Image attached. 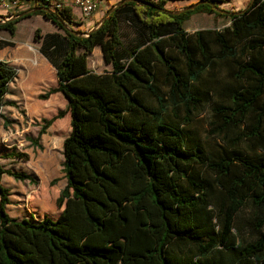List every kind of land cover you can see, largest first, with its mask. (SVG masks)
<instances>
[{
    "label": "trees",
    "instance_id": "obj_1",
    "mask_svg": "<svg viewBox=\"0 0 264 264\" xmlns=\"http://www.w3.org/2000/svg\"><path fill=\"white\" fill-rule=\"evenodd\" d=\"M167 1L176 0L125 1L87 36L73 28L69 9L31 13L60 29L41 38L36 29L34 39H41L39 51L57 80L41 97L61 93L70 114L62 145L66 185L55 219H16L6 211L1 176L32 179L0 164V264H264V0L229 16L214 10L227 0L178 14L163 10H178ZM197 12L228 16L230 23L189 33L183 23ZM121 16L135 40L122 42ZM17 20L0 28L13 35ZM96 46L110 71L88 68ZM170 50L182 56V66ZM228 60L236 64L233 85L220 91L210 121L222 141L208 152L188 142L184 127L206 100L196 87L201 75ZM14 76L0 60V111ZM45 194L40 202L48 205ZM247 205L248 239L235 226Z\"/></svg>",
    "mask_w": 264,
    "mask_h": 264
},
{
    "label": "rangeland",
    "instance_id": "obj_2",
    "mask_svg": "<svg viewBox=\"0 0 264 264\" xmlns=\"http://www.w3.org/2000/svg\"><path fill=\"white\" fill-rule=\"evenodd\" d=\"M118 1H101L90 18L89 25H79L76 21L73 28L87 32L101 20L106 10ZM250 1L227 0L218 7L226 11H239L248 7ZM193 2L195 0L167 1L165 6L180 9ZM30 6L23 3L14 9L11 15L27 10ZM4 14L6 12L0 7V16ZM228 16L197 12L183 23V27L189 33L201 28H222L229 24ZM73 18L75 20L76 16L73 15ZM127 21L128 17L121 16L120 37L123 43L136 38L135 31ZM15 28L13 35L0 28V60L15 70L0 111V164L4 169L28 174L32 180H17L7 174L1 176V185L8 190L9 203L6 205V211L16 219H55L61 211L56 199L66 185L62 145L70 132V114L61 93L55 92L41 97L49 89L56 87L57 80L54 68L45 61L39 47L42 36L60 29L41 14L19 18L15 22ZM36 29L39 30V39H34ZM169 53L176 58L180 66L183 65V58L177 51L170 50ZM237 59L241 60V56ZM87 63L88 68L96 73L111 70V65L104 62L99 46L87 54ZM155 67L158 85L166 92L168 82L164 68L159 64ZM235 69L236 64L231 60L218 62L205 71L196 83L197 89L206 100L194 112L191 124L184 127V133L189 143L199 142L208 152H214L222 141L219 135L210 132L212 108L221 101L220 91L227 85H233L231 71ZM59 112H62V115L46 125L47 121ZM242 148L249 156L255 155L246 145ZM7 155L11 157H5ZM201 172V175H206L205 171ZM46 192L50 195L48 205L40 202L46 199ZM250 209L249 205L243 207L235 217V226L240 238H251Z\"/></svg>",
    "mask_w": 264,
    "mask_h": 264
},
{
    "label": "built area",
    "instance_id": "obj_3",
    "mask_svg": "<svg viewBox=\"0 0 264 264\" xmlns=\"http://www.w3.org/2000/svg\"><path fill=\"white\" fill-rule=\"evenodd\" d=\"M100 2L101 0H0V7L6 12L3 16L11 15L13 10L23 3L45 6L53 12L69 9L73 22L77 21L79 25H89L90 18ZM73 15L76 16L75 20Z\"/></svg>",
    "mask_w": 264,
    "mask_h": 264
},
{
    "label": "water",
    "instance_id": "obj_4",
    "mask_svg": "<svg viewBox=\"0 0 264 264\" xmlns=\"http://www.w3.org/2000/svg\"><path fill=\"white\" fill-rule=\"evenodd\" d=\"M125 1H129V0H120L118 1L117 3L113 4L108 10L107 12L105 13V15L101 18V20L97 23H95L92 27H90V29L84 33L83 35L84 36H87L89 35L90 32L92 31H95L99 26H101L104 21L106 20V18L115 10L117 9L123 2ZM137 1V0H135ZM208 1L204 0V1H197V2H194V3H191L187 6H184L183 8H180L178 10H168V9H163L165 12L167 13H170V14H178L180 12H183V11H186V10H191L193 8H195L197 5L201 4V3H207ZM252 2V0L250 1V3ZM214 10L217 11V12H220V13H223V14H228V15H235V14H238V13H241L242 11H234V12H231V11H226V10H223V9H220L218 6L214 7ZM37 11H44L46 13H49L50 12V9H48L47 7L45 6H33L27 10H24L22 12H19L18 14H15L14 16L12 15H7V16H0V18L2 19L0 21V23H3V22H6L8 20H17L19 18H22V17H25L33 12H37ZM58 21L61 23L62 27L70 32H72L73 34L77 35V36H81L82 33L81 32H77L73 29H71L68 24L64 23L63 21H61L60 19H58Z\"/></svg>",
    "mask_w": 264,
    "mask_h": 264
},
{
    "label": "crops",
    "instance_id": "obj_5",
    "mask_svg": "<svg viewBox=\"0 0 264 264\" xmlns=\"http://www.w3.org/2000/svg\"><path fill=\"white\" fill-rule=\"evenodd\" d=\"M97 9V8H96ZM96 9H95V11H96ZM229 23H230V21H229ZM226 25H228V24H226ZM42 55V54H41ZM43 56V55H42ZM43 58L45 59V61L47 62V63H49L48 62V60L43 56ZM50 64V63H49Z\"/></svg>",
    "mask_w": 264,
    "mask_h": 264
}]
</instances>
